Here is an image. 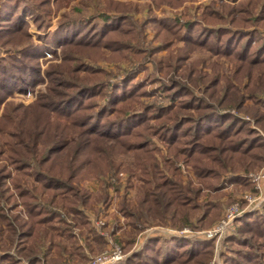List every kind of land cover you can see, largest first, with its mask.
<instances>
[{
    "label": "rangeland",
    "instance_id": "374dc122",
    "mask_svg": "<svg viewBox=\"0 0 264 264\" xmlns=\"http://www.w3.org/2000/svg\"><path fill=\"white\" fill-rule=\"evenodd\" d=\"M4 1L0 0V6ZM241 1L244 0H20L19 6L25 5L26 9L19 7L10 17L18 19V26L4 23L10 27L6 29L7 33H1L5 35L1 37L5 42L0 44V59L12 55L20 57L23 52L26 54L37 46L45 47L46 52L38 54L41 52L38 48L34 53L39 55L37 58L21 56L25 62L37 64L39 80L27 91L13 89L12 93L4 95L0 103V172L5 174L0 182L3 184L0 195L4 193L0 196V256L9 255L21 264H27L31 257L38 258V264H79L116 244L122 248L125 260L138 251L149 237H182L188 240H213V249L206 264H223L221 252L224 241L238 233L239 219L254 210H263L264 177L260 181L261 193L257 192L250 178L252 174L264 173V162L255 164L246 172L226 169L220 176L226 185L220 191L202 188L196 197L197 203L208 202L214 204V208L208 207L206 210L209 212L201 218L205 206L199 207L192 212L191 223L183 224L184 220L179 221L181 217L178 219L180 215L174 222L171 211L165 215V220L157 216H132L123 213L121 206L137 207L146 214V207L141 208L139 201L144 197L146 188L154 189L151 175L145 173V169L151 170L148 154L128 149L124 142L113 138L90 137L91 142L77 144L90 135L80 133L79 127L69 119L51 117L53 120L49 121L45 107L36 104L44 105L45 95L58 98L76 84L98 83L102 91L85 101L86 109L97 113L115 90L120 91L127 84L132 86L142 81L148 83L145 87L148 93L139 96L134 104L122 103L124 113H136L143 105L154 102L165 107L176 106V112L180 115H195L194 109L177 107L185 97L173 100L171 91L163 90L162 86H171L175 81H180L199 96L201 92L194 82L203 73L211 77L215 74L232 76L235 73L238 63L206 47H188L185 39L191 36L201 40L204 30L224 27L253 29L254 26L259 34L264 35V21L254 23L252 27L239 21L241 10L236 11V6ZM250 6L251 14L248 16L253 19L264 8V0L244 4L245 8ZM230 7L235 9L230 10ZM101 15H107L109 19L103 20ZM186 24L196 25L192 33L186 30ZM66 25L75 27L71 32L72 43L60 45L49 41V35L60 26V34L66 35ZM102 29L104 32L101 35ZM93 41L94 44H91ZM257 46L258 42H253V47ZM255 68L252 84H263L261 76L264 67L258 65ZM58 82H63V85ZM247 82V77H243L237 86L240 93H245ZM219 85H224L223 79ZM49 86L53 87L52 91H49ZM257 88V99H264L263 87L259 85ZM243 104L254 108L262 106L259 101L251 99H246ZM224 110L249 122V127L264 137V129L255 124L251 115L234 108ZM84 112L81 110L79 114ZM18 121L21 125L17 127ZM64 121L70 126L64 127ZM148 123L157 126L154 118ZM262 123L264 125V117ZM62 127L74 139L44 163L45 150L60 135ZM143 133L148 135L147 128ZM148 136H151L152 144V151L148 153L154 157L158 169L174 180L176 176L167 167L170 161L179 174L176 179H181L183 185L193 180L196 187L198 179L192 165L170 154L156 135ZM258 154L264 156V151H258ZM103 157L104 161L101 159ZM22 161L26 165H22ZM106 161H111L112 167L105 169ZM39 163L45 173L63 177L76 189L78 213L69 211L67 207V200L74 198L72 193L53 195L50 191L46 192L41 180L29 173L33 172L35 166L40 167ZM27 165L29 167L24 168ZM76 165L81 168L80 172L74 169ZM231 175L243 177L245 181L227 182ZM17 188L35 195L36 204L41 207L59 213V218L53 219L52 226L30 219L23 203L26 198L19 195ZM11 192L13 197L8 199ZM245 193L260 195L259 202L255 204L257 207L235 218L230 231L219 237L204 238L200 235L217 224L226 208ZM21 224L27 227L32 225L30 239L18 235L22 230ZM2 263L13 264L8 258Z\"/></svg>",
    "mask_w": 264,
    "mask_h": 264
},
{
    "label": "trees",
    "instance_id": "16d2710c",
    "mask_svg": "<svg viewBox=\"0 0 264 264\" xmlns=\"http://www.w3.org/2000/svg\"><path fill=\"white\" fill-rule=\"evenodd\" d=\"M253 1L244 0L236 6V11L241 10L239 21L250 25V27L254 23L264 21V8L258 12L259 14L253 16V19L249 18L251 6L245 8L244 4L251 5ZM19 5L20 0H5L0 6V44L5 42V40H1L2 36L5 37L1 33H7L6 29L10 27L4 23H8L13 27L18 26L20 23L16 22L18 19L10 18L13 17L19 7L26 9L25 5ZM231 9L235 8L230 7ZM12 10L13 13L11 14ZM101 16L103 20L109 19L107 15ZM113 23H116V21H113ZM186 25V30L191 33L193 27L196 26ZM61 27L49 35V41L60 45L72 43L74 40H71V32L75 28L74 25L65 26L66 35L64 34V36L60 34L62 33ZM252 28L224 27L204 30L201 40H195L191 36H187L185 39L188 47H206L213 53L222 54L238 63L235 65V73L232 76H218L215 74L211 77L203 73L200 79L194 82L196 89L201 92L199 96L194 95L186 83L180 81H175L171 86H162L163 90L171 91L170 96L173 100L177 97H185L177 107L183 110L194 109L196 111L195 115H180L176 112V106L165 107L156 105L154 102L143 105L136 113H124L122 103L130 102L134 104L138 102L139 96L148 93L145 89L148 83L142 81L132 86L127 84L120 91L115 90L113 94L109 95L107 104L103 105L97 113L90 111V108H87V111L85 101L102 91L98 83L76 84L70 90L62 92V95L58 98H52L50 94L45 95L44 105H40L39 102L36 105L42 108L45 107L49 121L53 120L51 117L69 119L74 126L79 127L80 133L90 135L86 140L77 142V144L91 142V138L94 137L113 138L124 142L128 149L148 154L147 156L151 160V170L145 169V173L151 175L154 189L146 188L144 197L139 201L141 208L146 207V214L140 208H131L127 204L122 205L120 208L123 213L137 217L148 215L152 218L157 216L165 220V215L171 211L174 222L176 217L180 215L178 219L181 217L179 221L183 219V224L191 223V214L199 207L205 206L201 218L209 212V210H206L208 207L214 208V204L208 202L201 205L197 203L196 197L201 193L202 188H209L215 192L220 191L226 185L220 180L221 174L226 169L246 172L255 167V164L264 162V156L258 154V151H264V137L257 130L250 128L249 122L224 110L234 108L237 111H245L252 116L256 125L264 129L262 123L264 99H257L256 97V92L259 90L257 86L260 85L264 89V72L261 76L263 84H252L255 67L258 65L264 67V35L259 34L256 27L253 26ZM103 32L102 29L100 34L102 35ZM60 39H63V42H60ZM253 42H258V46L254 48ZM91 44H94V41ZM38 48L41 49L38 54L46 52L45 47L43 49L42 46H37L36 49L30 50V52L27 51L26 54L23 52L21 56L37 58L39 55L34 53H37ZM185 55L182 56V60ZM21 56L12 55L0 59V91H2L0 92V103L4 99V95H9L13 89L27 91L39 80L37 64L25 62ZM18 71L20 74H17ZM245 76L248 79L245 84V93H240L237 86ZM221 79L224 80L223 86L219 85ZM58 83L63 85V82ZM52 88L49 86V91H52ZM234 94H237V96ZM246 99L259 101L262 106H255V108L254 106H246L243 104ZM81 110L86 112L79 114ZM152 118L156 119L157 126L148 123ZM11 121H13V127H15L14 118ZM18 125H21V122L18 121L17 127ZM62 125L64 127L70 126L67 121H64ZM64 127L60 131V135L56 137L57 140L55 139L45 150L44 163L56 153L61 152L74 139L72 135L65 131ZM146 128L147 134L156 135L167 147L170 154L175 158L183 159L186 164L192 165L194 174L198 179L196 187L193 185L195 184L193 180H189L187 185H183L181 179H176L179 174L170 161H168L167 167L171 170V174L176 176L174 180L169 179L160 168L158 169L154 157L148 153L152 151L150 146L152 144L151 136L149 137L143 133ZM36 154L37 151H35L34 156ZM101 159L102 161L105 160L104 157ZM20 163L26 165L24 161ZM38 165L40 167L35 166L33 172L29 173L35 174L41 180L46 192L50 191L53 195L72 193L74 198L67 200V207L69 211L78 213L75 198L76 189L63 177L52 175L53 173L49 172V174L45 173L40 163ZM104 165L107 169L112 167L113 163L106 161ZM237 165L240 168H236ZM26 167L29 166L27 165L24 168ZM74 169L78 172L81 170L78 165L74 166ZM4 175L0 172V182L5 177ZM233 180L245 181V178L231 175L227 182ZM146 183L150 182L147 181ZM2 186L3 184L0 183V189H3ZM18 192L20 196L26 198L23 203L28 209L30 219H34L35 223H46L52 226L53 219L59 218L58 212L36 204L35 195L19 189ZM12 193H9L8 199L13 197ZM2 195H4L3 192L0 196ZM86 198L87 196L84 197V199ZM262 207V211L254 210L244 214L239 219L238 233L235 236L226 238L224 241V250L221 252L223 264H264V250L262 249L264 247V203ZM3 219H5V216H3ZM30 223L33 224V221L31 220ZM20 227H22V230L21 232L17 231L18 235L21 234V237H24L23 239H30L33 234L30 230L32 225L27 227L26 224H21ZM213 244V240L149 237L138 251L115 264H206L211 255ZM5 258H8L10 263L21 264L9 255L0 256V264H4L2 262ZM38 263V258L34 257L29 258L27 261V264Z\"/></svg>",
    "mask_w": 264,
    "mask_h": 264
},
{
    "label": "built area",
    "instance_id": "2783aa9c",
    "mask_svg": "<svg viewBox=\"0 0 264 264\" xmlns=\"http://www.w3.org/2000/svg\"><path fill=\"white\" fill-rule=\"evenodd\" d=\"M264 173H257L251 175V181L255 184L257 192L261 193V180ZM260 195L245 193L237 202L228 206L224 212L221 220L211 227L209 230L202 232L200 235L204 238H213L223 235L224 232L230 231L232 222L235 218L241 216L248 210L257 207ZM125 254L119 245H113L102 253L91 256L87 261L79 264H115L122 261ZM77 264V263H72Z\"/></svg>",
    "mask_w": 264,
    "mask_h": 264
}]
</instances>
